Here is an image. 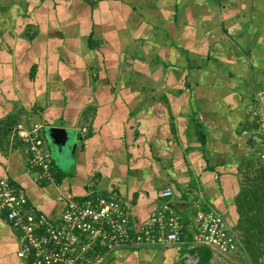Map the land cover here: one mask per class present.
<instances>
[{
    "label": "crops",
    "instance_id": "obj_1",
    "mask_svg": "<svg viewBox=\"0 0 264 264\" xmlns=\"http://www.w3.org/2000/svg\"><path fill=\"white\" fill-rule=\"evenodd\" d=\"M33 123L69 131L61 149L42 131L53 184L27 161ZM263 146L264 0H0V175L50 219L93 186L139 228L168 208L234 231ZM189 244L102 264H181ZM18 249L0 214V264H26Z\"/></svg>",
    "mask_w": 264,
    "mask_h": 264
},
{
    "label": "built area",
    "instance_id": "obj_2",
    "mask_svg": "<svg viewBox=\"0 0 264 264\" xmlns=\"http://www.w3.org/2000/svg\"><path fill=\"white\" fill-rule=\"evenodd\" d=\"M42 129L41 123H33L19 136L39 183L53 184L55 178L44 151ZM258 157L264 161V146ZM92 187L85 197L68 198L60 218L51 220L28 201L8 176L0 175V214L17 235L18 257L26 264H102L106 255L115 250L171 246L192 234L191 245L212 250L211 262L238 259L239 241L222 214L200 211L186 225L178 214L164 208L139 228L125 200L113 194L101 195ZM162 195L171 198L173 191L166 189ZM197 259L196 256L189 264H196Z\"/></svg>",
    "mask_w": 264,
    "mask_h": 264
},
{
    "label": "trees",
    "instance_id": "obj_3",
    "mask_svg": "<svg viewBox=\"0 0 264 264\" xmlns=\"http://www.w3.org/2000/svg\"><path fill=\"white\" fill-rule=\"evenodd\" d=\"M236 203L239 221L234 231L230 229L239 241L238 258L241 259L246 255L249 263L258 264L259 258L264 255V161L256 163L255 175L248 179V184L245 185ZM2 217L5 216L2 214ZM180 217L186 225L191 222ZM191 237L192 234L187 237L190 239L189 242L192 240ZM188 246L190 247L188 251L198 258L196 264H211L214 254L210 248L191 244Z\"/></svg>",
    "mask_w": 264,
    "mask_h": 264
},
{
    "label": "water",
    "instance_id": "obj_4",
    "mask_svg": "<svg viewBox=\"0 0 264 264\" xmlns=\"http://www.w3.org/2000/svg\"><path fill=\"white\" fill-rule=\"evenodd\" d=\"M45 138L52 145L57 146L58 149L65 147L69 139V131L63 128L45 127L42 129Z\"/></svg>",
    "mask_w": 264,
    "mask_h": 264
},
{
    "label": "rangeland",
    "instance_id": "obj_5",
    "mask_svg": "<svg viewBox=\"0 0 264 264\" xmlns=\"http://www.w3.org/2000/svg\"><path fill=\"white\" fill-rule=\"evenodd\" d=\"M189 256L190 257H185L184 256L185 260L182 257V259H180L181 264H189V263H187V260H190V261L194 260V257H193L192 254H189ZM246 260H247V258H246V255H245L243 258L235 259L232 262H223V261L219 262V261H216V262H211V264H251V263H249L250 262L249 259L247 261ZM258 264H264V260L259 261Z\"/></svg>",
    "mask_w": 264,
    "mask_h": 264
}]
</instances>
